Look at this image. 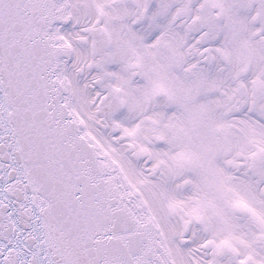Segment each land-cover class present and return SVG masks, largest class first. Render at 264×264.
Wrapping results in <instances>:
<instances>
[{
    "label": "snow or ice",
    "instance_id": "1",
    "mask_svg": "<svg viewBox=\"0 0 264 264\" xmlns=\"http://www.w3.org/2000/svg\"><path fill=\"white\" fill-rule=\"evenodd\" d=\"M0 264H264V0H0Z\"/></svg>",
    "mask_w": 264,
    "mask_h": 264
}]
</instances>
